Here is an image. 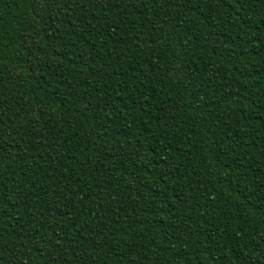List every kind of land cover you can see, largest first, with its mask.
Segmentation results:
<instances>
[{
  "label": "trees",
  "instance_id": "1",
  "mask_svg": "<svg viewBox=\"0 0 264 264\" xmlns=\"http://www.w3.org/2000/svg\"><path fill=\"white\" fill-rule=\"evenodd\" d=\"M0 264H264V0H0Z\"/></svg>",
  "mask_w": 264,
  "mask_h": 264
}]
</instances>
